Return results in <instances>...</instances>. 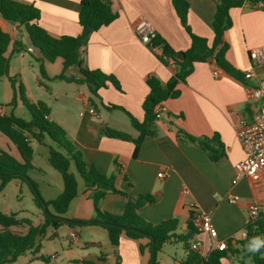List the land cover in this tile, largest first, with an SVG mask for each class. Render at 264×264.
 Returning a JSON list of instances; mask_svg holds the SVG:
<instances>
[{
    "label": "crops",
    "instance_id": "0c3cea01",
    "mask_svg": "<svg viewBox=\"0 0 264 264\" xmlns=\"http://www.w3.org/2000/svg\"><path fill=\"white\" fill-rule=\"evenodd\" d=\"M14 1L37 8L40 12L39 25L53 37H78L83 32L77 21L80 0ZM109 1L117 19L89 37L83 48V63L87 69L111 75L119 83L120 91L110 84L98 91L102 103L121 107L141 122L142 103L148 94L147 79L154 77L165 84L174 75V67L163 65L138 40L134 33L135 23L141 18L149 22L157 36L177 53L189 49L190 38L176 16L172 0ZM185 1L189 6L187 25L191 33L210 44L213 40L212 22L217 0ZM243 1L242 7L230 10L232 26L225 33L224 40L228 45L225 57L241 75L253 70L256 77L251 80L242 77L241 81H237L219 70L220 75L215 78L212 73L217 68L212 62L196 64L186 82L178 85L180 96L161 104L165 113L155 123V136L143 141L135 158L131 142L109 139L103 135L106 126L136 138L138 133L131 127L128 117L118 110L107 112L100 105L94 111L96 115H92L90 109L94 108L89 103V91L84 86L64 82L66 86H58L61 93L54 91L50 85V91L47 92L39 82L46 85L48 80L60 75L62 61L40 62V55L36 51L23 58L11 56L15 41L20 42L24 49L31 45L27 35L15 26L11 25L9 33L5 21L1 19L0 28L10 35L11 43L5 53V57L9 58V76L0 79L4 91L0 113L10 114L6 109L13 99L9 79L16 78L17 82L24 85L32 102L47 104L50 108L49 119L65 131L88 165L106 176L116 174L115 185L128 194L129 200L135 201L139 195L147 194L154 198L152 205L139 210L142 219L158 224L175 218L179 223L177 234L185 235L191 215L188 206L194 204L197 209L211 214V223L219 239L229 238L245 227L247 209L251 204L260 206V215L264 214L262 175L251 179L241 178L236 184L232 183L235 178L234 166L245 158L236 134L237 124L240 120L249 121L256 110V106L247 100L246 88L254 87L256 78L264 80V68L249 59L251 50L264 47V10L251 5L248 0ZM15 33L20 34V38L15 37ZM29 78H32V83ZM101 110L106 114H101ZM115 113L125 118L113 116ZM178 129L196 138L214 137L220 143L223 156L215 162L210 161L198 145L180 141L176 133ZM0 150L21 161L16 147L1 133ZM47 154L49 156V149ZM160 173L165 174L164 179L158 178ZM9 184L20 185L17 181ZM82 187L78 182L77 196L64 216L66 220L76 222L73 227H68L69 237L75 235L72 238L75 250H69L67 255L60 246V251L51 255L39 253L49 258V263L33 260L32 256H23L20 257L24 258L22 264H117L118 259L119 264H151L153 254L148 239L130 240L122 236L119 246L105 254L101 253V243L92 236L82 241V236L75 232L76 228L90 232L97 227L91 224L95 217L94 208ZM234 197L237 200L230 202V198ZM126 202L121 196L110 194L102 199L100 209L119 216ZM196 241L201 243L204 252L210 248L205 236L197 237ZM80 243L83 247H79ZM140 246L143 247L142 252L139 251ZM88 248H96L97 253H88ZM157 255V264H173L174 260H178L175 257L165 263ZM185 255L184 252L182 258ZM234 259L228 256L222 260V264H235ZM237 263L240 264L238 260Z\"/></svg>",
    "mask_w": 264,
    "mask_h": 264
},
{
    "label": "trees",
    "instance_id": "16d2710c",
    "mask_svg": "<svg viewBox=\"0 0 264 264\" xmlns=\"http://www.w3.org/2000/svg\"><path fill=\"white\" fill-rule=\"evenodd\" d=\"M248 2L258 7L255 2ZM261 9L264 10V0ZM243 0H217L216 11L213 17V40L209 44L207 40L191 33L187 25V13L189 6L185 0H172V6L176 16L190 38V47L185 52H174L161 38L157 36L152 40L148 49L153 52L158 60L165 66L174 67V75L162 84L154 77L146 81L148 94L142 103L143 121H137L132 115L121 107L103 104L98 91L105 89L110 84L115 90L120 91L117 80L111 75H105L97 70H89L83 63V48L87 45L89 37L103 27L109 26L117 19V15L111 10L109 0H80L78 12V24L82 27V34L78 37H53L39 25L40 12L32 5H25L14 0H0V19L23 31L34 51L40 55V62L53 63L62 61L60 75L48 81H62L84 86L89 91V103L97 110L100 105L103 110L111 112L118 110L129 119L131 127L137 131L138 136L130 135L104 127L103 135L109 139L122 142H131L134 146L133 157L148 137L155 136V123L161 115L155 112L158 105L167 100L177 99L180 96L179 84H184L191 75L194 66L200 63L212 62L215 67L223 71L229 77L241 81L243 75L238 72L226 60L228 45L225 42V33L231 28L232 21L230 10L244 5ZM11 43L10 35L0 28V79L9 76V58L5 57L7 48ZM159 47L161 54H156L152 48ZM24 47L20 42H14L11 56H17ZM80 64V68H78ZM75 72V77L67 74ZM41 74H43L41 68ZM13 92L12 101L6 106L16 107L18 101L27 110L29 118L24 120L13 113H0V133L10 140L16 147L21 161L15 160L7 152L0 150V194L11 181L28 186L33 197L35 207L42 212L43 220L39 225H33L28 218H18L17 213H3L0 211V264H13L20 257L31 253L33 260L49 263V258L39 255L40 244L37 240L46 230L54 232L67 226L73 227L76 222L64 218L69 205L78 193V179L82 182L89 200L93 204L95 217L91 224L103 229L111 247L116 249L122 236L130 240L148 239L152 248L153 264L156 263V255L162 252L166 245L181 243L186 253L180 260H174L173 264H222V260L228 256L234 257L244 264L250 259L252 264H264V247L258 252H249L246 245L253 237L264 239V214L259 215L254 222L247 221L243 228L247 236L236 245L229 244L226 251H212L206 258L191 248L199 237L189 219L186 226V234H177L179 223L175 218L152 224L139 216V210L146 205H152L154 198L151 195H139L135 201L129 200L128 194L117 189L115 185L116 174L106 176L101 174L94 166L88 165L82 153L73 145L65 131L55 122L49 119L50 108L45 102H32L27 96L26 89L16 78L9 79ZM39 85L49 92L48 86L39 82ZM0 104V109H1ZM180 141L198 145L212 162L223 156L220 143L212 139L196 138L178 129L176 131ZM48 138L53 146L49 147L48 163L61 177L63 191L55 199L45 201L40 196L36 183L29 177L30 172L42 173L41 169L32 164V143L42 144ZM74 167L75 173L71 168ZM118 167V166H117ZM118 195L126 199V205L121 215L116 216L100 209V202L107 195ZM55 235V234H54ZM143 251V247H139ZM93 264V263H85ZM119 264V259L117 261Z\"/></svg>",
    "mask_w": 264,
    "mask_h": 264
},
{
    "label": "built area",
    "instance_id": "2783aa9c",
    "mask_svg": "<svg viewBox=\"0 0 264 264\" xmlns=\"http://www.w3.org/2000/svg\"><path fill=\"white\" fill-rule=\"evenodd\" d=\"M257 3L261 7L260 0H249ZM134 33L138 40L145 46H149L152 40L157 38V33L149 22L144 19H139L134 25ZM156 54H161L159 47L152 48ZM34 53L32 47H28L21 51L18 56L23 58ZM249 59L257 66L264 68V47L253 49L249 52ZM213 76L218 78L220 75L219 69L213 71ZM245 80L255 78L253 70H248L243 75ZM247 100L256 106V110L249 121L240 120L237 124L236 134L242 147L245 158L234 166L235 178L233 184L241 178H254L257 175L264 177V80L256 78L254 87L246 88ZM155 112L159 115L165 113V108L160 104L156 107ZM92 115H96L93 109H90ZM159 179H164L165 174L160 173ZM237 198H230V202L236 201ZM191 212L192 226L199 236H205L210 242V248L204 252L200 242L192 243L191 248L206 258L212 251H226L229 244L235 245L237 242L246 238L247 233L243 229L237 234L226 238L219 239L216 230L211 223V214L197 209L194 204H189ZM261 207L256 204H251L247 209V217L249 222H254L261 214ZM2 226H0V231ZM74 238L75 235L71 234Z\"/></svg>",
    "mask_w": 264,
    "mask_h": 264
},
{
    "label": "rangeland",
    "instance_id": "374dc122",
    "mask_svg": "<svg viewBox=\"0 0 264 264\" xmlns=\"http://www.w3.org/2000/svg\"><path fill=\"white\" fill-rule=\"evenodd\" d=\"M4 24L6 30L9 33H11V25L6 22ZM13 35L15 37H19L20 34L15 33ZM27 60L33 61L31 58H27ZM73 74L75 75L76 73L74 72ZM31 79L32 78H29V81H31L32 83ZM49 85L57 93H61L60 90H58V86H66L65 83L62 81H53L52 83L51 81L46 82V86L50 87ZM34 88L38 90L37 89L38 87L36 85H34ZM32 91L33 93H36L34 89H32ZM3 93L4 91L2 90V83L0 81V103H4L2 102ZM8 93L11 94L10 89H8ZM6 109L8 113L12 112L15 116L22 118L24 120H28L29 118L27 110L23 107V105L20 102L17 104V106L14 109L9 106H6ZM101 114L105 115L106 112L101 110ZM113 116H120L121 118H125L122 117V115H120L119 113H115V115ZM51 146H53V144L48 138H45V141L43 142L42 145H38L35 143L33 144V149H34L33 165L36 168L41 169L42 173H36V172L29 173V177L36 183L38 192L44 200L55 199L60 193V191H62V187H63V183L60 175L55 170L52 169V167L49 165L47 160L48 159L47 152L49 147ZM71 170L73 173H75L73 166ZM77 179L80 188L82 189L83 184L79 178ZM0 211L3 213H10V212L18 213L19 218H28L36 225L39 224L40 220L43 218L42 212L35 207L33 203L32 194L30 193L28 186L25 184H20V185L9 184L5 188L4 192L0 194ZM75 232L79 233V235L82 236V241L89 240L90 236H92V238L99 241L102 245L101 253L103 254L109 253L111 250H114V248L111 247L109 244L106 232L102 229L95 227L90 232H88L81 228H76ZM69 236H70L69 228L66 226L60 228L56 232H54L52 229L46 230L45 234L37 240V242L40 244L41 247L40 254L51 255L56 251L57 252L60 251V246H62L64 250L67 252L66 254L68 255L69 250H75V247L72 243V238H70ZM79 247H83V244L80 243ZM88 249H89L88 253L90 252L97 253L96 248H88ZM183 253H184L183 246L181 243H178V244L166 245L163 248L162 252H160L157 255V257L162 258L165 263H168L171 262V259L175 257L178 260L181 259ZM30 256L31 253H27L25 255V258H29ZM23 260L24 258H19L16 264H22ZM233 263L238 264L236 259H234ZM244 264H252V262L250 259H246L244 261Z\"/></svg>",
    "mask_w": 264,
    "mask_h": 264
},
{
    "label": "clouds",
    "instance_id": "9594fccd",
    "mask_svg": "<svg viewBox=\"0 0 264 264\" xmlns=\"http://www.w3.org/2000/svg\"><path fill=\"white\" fill-rule=\"evenodd\" d=\"M262 247H264V239L260 237H253L249 244L246 245V248L249 252H258Z\"/></svg>",
    "mask_w": 264,
    "mask_h": 264
},
{
    "label": "water",
    "instance_id": "95a60500",
    "mask_svg": "<svg viewBox=\"0 0 264 264\" xmlns=\"http://www.w3.org/2000/svg\"><path fill=\"white\" fill-rule=\"evenodd\" d=\"M78 68H80V64H78ZM67 76H68V77H72V78L75 77L73 74H67ZM191 217H192V216L190 215V219H191ZM151 264H153V261H152Z\"/></svg>",
    "mask_w": 264,
    "mask_h": 264
}]
</instances>
